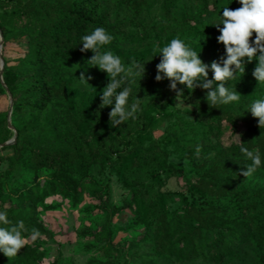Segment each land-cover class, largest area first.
Here are the masks:
<instances>
[{
  "label": "trees",
  "instance_id": "trees-1",
  "mask_svg": "<svg viewBox=\"0 0 264 264\" xmlns=\"http://www.w3.org/2000/svg\"><path fill=\"white\" fill-rule=\"evenodd\" d=\"M182 1L119 0L132 14L125 21L113 18L107 0H0L3 47L11 40L26 39V52L17 64L11 66L5 60L2 74L0 71V93L8 92L12 98L10 116L9 110L0 112V162L4 160L1 153H12L5 159L7 169L0 170V211H6L13 224L24 221L28 232L23 235L28 236L33 228L40 231V237L47 233L39 218L47 198L59 194L77 204L80 189L94 167L116 168L125 157V152L107 147L103 134L92 129L91 109L80 101L76 72L84 65L92 68L87 60L93 55L91 50L80 51L82 36L103 27L113 40L101 50H119L121 37L126 35L124 23L141 24L145 12L159 6L167 25L189 27L185 43L193 50L213 51L218 54L217 61L225 56L223 44L216 39L220 35L217 28L206 22L193 23L195 17H188L183 6L181 21L172 18ZM190 1L200 10L224 2ZM256 63H246L245 72L226 83L241 94L238 102L215 108L208 105L202 88L188 95L201 116L216 124L208 126L207 133L230 125L234 128L232 142L214 147L209 160L188 151L193 176L182 191L160 193L149 204L151 221L148 212L139 215L138 221L145 227L141 239L130 245L132 261L225 264L236 259L242 247L252 244L258 254L256 264H264V186L244 183L240 172L251 162L236 142L239 135L245 147L259 150L262 163L255 173H264V128L258 127V118L249 111L255 100L264 99V84L252 75ZM212 77L209 70L208 78ZM147 128L145 123L143 130ZM14 137L13 143L1 147ZM130 140L132 151L137 152L138 139ZM140 165L136 163V167ZM18 171L31 174L21 180L20 187L12 185ZM143 190L142 185L134 188V199ZM40 256L38 246L27 243L11 260L0 252V264L32 263Z\"/></svg>",
  "mask_w": 264,
  "mask_h": 264
},
{
  "label": "rangeland",
  "instance_id": "rangeland-1",
  "mask_svg": "<svg viewBox=\"0 0 264 264\" xmlns=\"http://www.w3.org/2000/svg\"><path fill=\"white\" fill-rule=\"evenodd\" d=\"M107 3L113 18L125 21L132 18L129 9L120 5L119 0H107ZM180 5L172 18L181 21L183 6L188 17H195L193 23L206 22L214 28H217L213 24L219 23L224 7L233 10L241 7L238 0H224L218 7L211 4L207 10L193 7L190 0H183ZM122 27L126 35L121 37L118 45L121 49L115 51L116 47H112V52L121 58L126 67L133 60L144 63L145 67L144 77L141 80L137 77L131 83L132 91L128 99L129 108L137 99L140 101L136 118H130L117 128L110 126L108 114L112 106L100 108V95L110 81L107 73L100 71L98 67H80L76 72L75 86L80 101L91 109L92 129L103 134L107 147L113 151L125 152V157L121 158L123 163L116 168L94 167L80 189L77 204L59 194L46 199L44 207L40 208L39 218L47 233L34 242H28L38 246L41 256L26 264H142L140 261H132L128 253L132 242L141 239L144 231L145 225L138 221L139 215L148 212L147 216L151 221L152 214L148 211V206L160 193H178L184 189L185 182L194 172L186 155L188 151L194 150L197 155L199 147L198 156L209 160L213 156L214 147L232 142L234 128L230 125L207 133V127L216 124L201 116L198 108L188 99V95L196 93L197 88L189 93L186 86L178 84L177 87L187 94L184 97L185 106H178V101L172 96L174 91L169 88L170 81L155 80L156 65L162 58L159 49L173 38L178 37L186 42L189 27L178 23L167 25L159 6L146 11L141 24L124 23ZM254 38L255 33L252 40ZM1 41L2 36L0 71L2 60L4 63L7 60L12 66L26 52V39L11 40L5 47L1 45ZM214 48L216 51V47ZM198 54L209 68L212 61H217L218 54L213 51H201ZM81 72L93 77L88 81L89 84L79 80ZM120 90L122 88L117 91ZM206 91L202 89L200 92L206 96ZM189 104L193 105L192 109L186 107ZM8 110L10 116L11 95L1 92L0 112ZM145 123L148 124L146 131L143 130ZM132 137L137 138L140 143L137 152L132 151ZM11 140L15 141V137ZM209 147L211 149L207 151ZM1 154L4 155V160L0 162V170H6L8 162L5 159L12 153L5 151ZM136 163L141 165L136 167ZM23 178H31V174L18 171L12 185L20 187ZM41 180L44 181L43 176ZM244 183L264 186V173L245 177ZM140 185L144 186V190L134 199L133 189ZM166 202L170 204L171 201L168 199ZM257 257L254 246L248 244L241 248L236 259L225 264H256ZM159 264L210 263H175L165 260Z\"/></svg>",
  "mask_w": 264,
  "mask_h": 264
},
{
  "label": "clouds",
  "instance_id": "clouds-1",
  "mask_svg": "<svg viewBox=\"0 0 264 264\" xmlns=\"http://www.w3.org/2000/svg\"><path fill=\"white\" fill-rule=\"evenodd\" d=\"M241 7L230 9L224 7L219 23L213 24L217 27L220 35L216 38L218 43L223 44L225 56L219 61H212L210 68L205 64L199 54L193 50L185 41L180 38H173L169 43L159 49L162 56L156 65L157 74L155 80L160 82L164 79L170 81L169 88L175 92L176 105L184 104V91L177 85L186 86L189 93L196 88L206 91L205 99L210 107L218 108V105H227L240 100V93L230 90L226 83L234 79L237 74L245 72L246 63L256 60V66L252 72L258 83L264 84V0H238ZM223 27H220V25ZM253 33L255 38L252 40ZM113 36L103 27H96L90 34L81 37L80 48L82 53L89 50L93 55L87 60L92 67H98L102 72L107 73L109 83L103 88L100 95V108L112 106L109 112V124L117 128L125 121L136 118L140 110V101L137 99L128 105L131 94V83L137 77L140 80L144 77V63L135 60L126 67L121 58L112 51H102V47L108 45ZM209 70L213 73L212 79L208 78ZM93 77L86 76L81 72L79 80L88 83ZM123 86V87H122ZM215 86V87H214ZM117 91L118 89H121ZM186 107L192 109L193 105ZM252 116L258 118V127L264 128V99L255 100L249 108ZM236 142L240 144V152L246 160L250 161L241 170L240 175L246 178L251 177L261 166V155L258 149L249 150L244 146L239 135H236ZM200 148H197L199 155ZM0 224L7 227H0V252L9 260L16 257L29 241H36L41 233L33 228L28 236L24 221L20 220L15 224L8 219L6 211H0Z\"/></svg>",
  "mask_w": 264,
  "mask_h": 264
},
{
  "label": "water",
  "instance_id": "water-1",
  "mask_svg": "<svg viewBox=\"0 0 264 264\" xmlns=\"http://www.w3.org/2000/svg\"><path fill=\"white\" fill-rule=\"evenodd\" d=\"M2 44H3V41H1V45H2ZM3 66H4V62H3V60H2V70H1V74H2V71H3ZM10 128H12L11 125H10ZM13 142H14V140H10V141L6 142L5 144H2L1 147L6 146V145H10V144L13 143Z\"/></svg>",
  "mask_w": 264,
  "mask_h": 264
}]
</instances>
